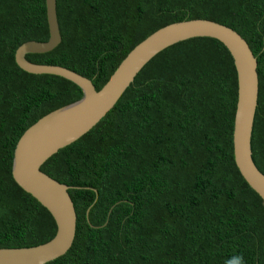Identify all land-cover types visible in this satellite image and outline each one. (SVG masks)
<instances>
[{"label":"trees","instance_id":"1","mask_svg":"<svg viewBox=\"0 0 264 264\" xmlns=\"http://www.w3.org/2000/svg\"><path fill=\"white\" fill-rule=\"evenodd\" d=\"M56 10L61 42L26 58L69 68L96 90L169 23L202 18L237 31L257 60L251 150L264 174V0H56ZM48 38L45 0H0V248L56 232L12 177L23 132L82 97L70 80L16 64L22 43ZM236 100L233 59L217 39H185L153 56L105 116L41 165L69 186L77 217L72 246L45 264H230L236 255L264 264V203L233 157Z\"/></svg>","mask_w":264,"mask_h":264},{"label":"water","instance_id":"2","mask_svg":"<svg viewBox=\"0 0 264 264\" xmlns=\"http://www.w3.org/2000/svg\"><path fill=\"white\" fill-rule=\"evenodd\" d=\"M49 38L30 40L15 51V62L33 74H53L70 80L82 97L39 118L27 128L14 149L12 177L19 187L45 207L56 224L54 237L30 247L0 248V264H45L64 255L75 238L76 211L69 186L40 170L60 148L89 131L115 105L138 71L166 47L193 37L220 41L229 51L237 74V100L232 131L235 164L248 185L264 203V174L252 158L251 135L258 99L257 60L246 40L233 28L210 19H187L169 23L140 41L116 67L107 82L96 90L92 81L69 68L37 64L26 54L45 53L61 42L56 0H45ZM97 199L94 200V202ZM89 208L86 211L88 216Z\"/></svg>","mask_w":264,"mask_h":264},{"label":"clouds","instance_id":"3","mask_svg":"<svg viewBox=\"0 0 264 264\" xmlns=\"http://www.w3.org/2000/svg\"><path fill=\"white\" fill-rule=\"evenodd\" d=\"M230 264H246L244 257L242 255H236L230 261Z\"/></svg>","mask_w":264,"mask_h":264}]
</instances>
